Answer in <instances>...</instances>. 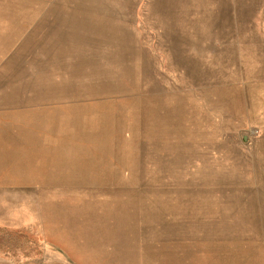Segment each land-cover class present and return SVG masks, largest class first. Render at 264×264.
Returning a JSON list of instances; mask_svg holds the SVG:
<instances>
[{
    "label": "rangeland",
    "instance_id": "374dc122",
    "mask_svg": "<svg viewBox=\"0 0 264 264\" xmlns=\"http://www.w3.org/2000/svg\"><path fill=\"white\" fill-rule=\"evenodd\" d=\"M48 12L97 43L72 122L122 173L2 193L0 264H264V0H0V75Z\"/></svg>",
    "mask_w": 264,
    "mask_h": 264
},
{
    "label": "crops",
    "instance_id": "0c3cea01",
    "mask_svg": "<svg viewBox=\"0 0 264 264\" xmlns=\"http://www.w3.org/2000/svg\"><path fill=\"white\" fill-rule=\"evenodd\" d=\"M41 16L31 34L32 44H18V49L28 46L36 52L32 73L21 72L17 66L13 75H0V195L23 189L28 179L33 185L52 188L58 181L100 188L101 181L115 180L122 173L118 166L123 156L104 162L98 143L79 132L93 127L72 122L74 117L88 119L92 113L84 102L89 97L86 86L92 82L88 69L97 64L87 59L88 52H97V43L89 48L87 27L78 22L67 27L65 15L48 12ZM93 35L96 40L100 34ZM103 66L97 65L100 70ZM41 71L46 75L41 76ZM73 149H85L86 155L72 159Z\"/></svg>",
    "mask_w": 264,
    "mask_h": 264
}]
</instances>
